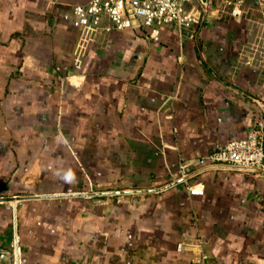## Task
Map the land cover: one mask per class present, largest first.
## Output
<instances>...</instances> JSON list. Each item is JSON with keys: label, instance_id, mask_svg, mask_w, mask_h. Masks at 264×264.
I'll return each instance as SVG.
<instances>
[{"label": "crops", "instance_id": "1", "mask_svg": "<svg viewBox=\"0 0 264 264\" xmlns=\"http://www.w3.org/2000/svg\"><path fill=\"white\" fill-rule=\"evenodd\" d=\"M88 1L0 0V264L15 235L23 264H195L200 242L216 263L264 264V173L201 170L203 195L177 181L264 113L259 0L159 42L114 29L76 68L61 14Z\"/></svg>", "mask_w": 264, "mask_h": 264}, {"label": "built area", "instance_id": "2", "mask_svg": "<svg viewBox=\"0 0 264 264\" xmlns=\"http://www.w3.org/2000/svg\"><path fill=\"white\" fill-rule=\"evenodd\" d=\"M197 2L194 5L189 3ZM264 8V0H259ZM234 18H248L246 0H219L212 6L201 0H89L84 4H71L62 12L61 18L78 32L74 51V65L80 68L89 45L95 39L111 31L144 30L155 42H159L160 29L177 26L192 30L202 23L212 10ZM255 38L264 40V26ZM262 47V46H261ZM263 48V47H262ZM234 168L264 173V113L256 114L251 136L232 140L217 146L207 155L181 162L177 181L183 182L191 195H203L201 184H190L189 179L201 170L209 168ZM195 264H220L211 260L201 242ZM182 250V247H179ZM11 264H23L18 236L11 244Z\"/></svg>", "mask_w": 264, "mask_h": 264}, {"label": "water", "instance_id": "3", "mask_svg": "<svg viewBox=\"0 0 264 264\" xmlns=\"http://www.w3.org/2000/svg\"><path fill=\"white\" fill-rule=\"evenodd\" d=\"M201 1H202L203 3H205V4L208 2V0H201Z\"/></svg>", "mask_w": 264, "mask_h": 264}]
</instances>
